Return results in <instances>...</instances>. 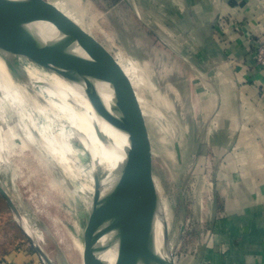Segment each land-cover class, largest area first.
Segmentation results:
<instances>
[{"label": "crops", "instance_id": "crops-1", "mask_svg": "<svg viewBox=\"0 0 264 264\" xmlns=\"http://www.w3.org/2000/svg\"><path fill=\"white\" fill-rule=\"evenodd\" d=\"M45 1L106 53L93 33L105 16L144 28L155 22L159 36L171 23L172 35L188 36L190 59L182 68L189 69L190 110L177 172L175 245L204 264H264V70L255 58L264 42V0ZM117 60L130 79L143 82L132 59ZM4 239L0 234V246ZM40 262L32 248H0V264Z\"/></svg>", "mask_w": 264, "mask_h": 264}, {"label": "rangeland", "instance_id": "rangeland-1", "mask_svg": "<svg viewBox=\"0 0 264 264\" xmlns=\"http://www.w3.org/2000/svg\"><path fill=\"white\" fill-rule=\"evenodd\" d=\"M170 24L167 34L159 36L155 22L148 21L144 28L136 20L109 22L105 16L95 22L93 33L109 50L106 54L113 63L122 67L117 60L122 54L139 66L134 72L141 73L143 82L120 69L129 83L119 86L142 162L163 204L172 259L174 264H190V260L204 264L190 250L175 245L180 223L177 172L181 145L187 141L184 114L190 110L185 81L189 69L182 66L190 55L185 49L188 36L175 37ZM40 57L33 68L42 75L65 77L62 71L69 68L57 54L40 53ZM36 89L31 95L48 108L49 115L0 103V234L6 243L0 248H32L39 253L40 264H94L89 222L98 179L105 177L104 169L93 168L87 149L97 131L96 93L85 84L86 96L63 112L57 108L60 115Z\"/></svg>", "mask_w": 264, "mask_h": 264}, {"label": "bare ground", "instance_id": "bare-ground-1", "mask_svg": "<svg viewBox=\"0 0 264 264\" xmlns=\"http://www.w3.org/2000/svg\"><path fill=\"white\" fill-rule=\"evenodd\" d=\"M51 33L55 34V30L48 22L33 23L25 18H9L0 14V92L5 95H0V103L15 110L20 106L49 115L48 108L38 105L31 95L36 88L40 89L43 97H47L54 104L50 107L55 106L62 112L75 106L86 96L84 85H89V82L53 42ZM40 53L57 54L63 59L69 68L62 71L65 72V77L42 75L33 68L32 63L35 60L41 61ZM106 91L107 89L103 87L101 96L110 106L111 95L106 94ZM93 107L96 113L97 131H93L90 145L86 146L93 168L104 169L106 175L123 160L127 139L103 121L94 105ZM104 136L113 144L107 145ZM144 167L139 157L127 196L110 225L109 237L115 247L116 255L118 256L117 252H119L124 264H174L171 250H163L160 246L161 226L158 223L153 200L146 192L149 189L142 192L140 189ZM100 179L105 181L104 177ZM149 186L153 190V186L151 187V184ZM155 189L157 190V187Z\"/></svg>", "mask_w": 264, "mask_h": 264}, {"label": "water", "instance_id": "water-1", "mask_svg": "<svg viewBox=\"0 0 264 264\" xmlns=\"http://www.w3.org/2000/svg\"><path fill=\"white\" fill-rule=\"evenodd\" d=\"M0 14L9 18H25L33 23H50L55 30V34L51 33L53 42L78 67L94 89L96 93L94 106L98 116L127 139L123 160L111 172L106 173L104 182L98 179L88 230V244L94 264H124L119 252H117L118 256L116 255L109 232L110 225L123 205L131 186L136 161L141 157L119 86L121 83H129V80L121 74L120 69L106 52L85 37L49 2L45 0H0ZM103 87L107 89L106 94L111 95L110 106L101 96ZM103 138L107 145L113 144L105 136ZM153 182V176L145 163L140 189L141 192L149 189L146 192L153 200L158 223L161 226L160 246L163 250H170L163 204L155 189V182ZM149 184L153 186V190Z\"/></svg>", "mask_w": 264, "mask_h": 264}, {"label": "built area", "instance_id": "built-area-1", "mask_svg": "<svg viewBox=\"0 0 264 264\" xmlns=\"http://www.w3.org/2000/svg\"><path fill=\"white\" fill-rule=\"evenodd\" d=\"M255 58L259 66L264 69V42H262L257 48Z\"/></svg>", "mask_w": 264, "mask_h": 264}]
</instances>
